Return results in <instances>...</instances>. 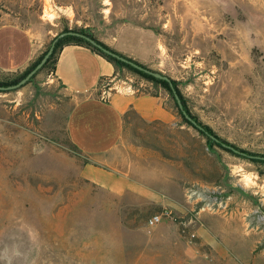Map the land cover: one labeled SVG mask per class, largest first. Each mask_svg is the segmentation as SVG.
<instances>
[{
  "label": "rangeland",
  "instance_id": "rangeland-1",
  "mask_svg": "<svg viewBox=\"0 0 264 264\" xmlns=\"http://www.w3.org/2000/svg\"><path fill=\"white\" fill-rule=\"evenodd\" d=\"M1 24L42 37V53L62 32L100 41L123 24L151 31L152 63L122 55L175 81L221 142L264 157V0H0ZM137 39L122 40L151 54L154 40ZM59 48L30 81L0 91V264H264V160L215 143L183 122L167 88L117 68L111 91L161 93L176 113L170 126L127 121L122 156L161 162L183 192L180 211L148 226L159 210L120 209L85 177L96 162L67 138L72 101L53 77ZM23 71H0V82Z\"/></svg>",
  "mask_w": 264,
  "mask_h": 264
},
{
  "label": "crops",
  "instance_id": "crops-1",
  "mask_svg": "<svg viewBox=\"0 0 264 264\" xmlns=\"http://www.w3.org/2000/svg\"><path fill=\"white\" fill-rule=\"evenodd\" d=\"M144 34L154 40L151 54L125 47L123 40L137 37L140 43ZM102 37L101 42L141 63L148 65L156 58L159 39L140 26L123 24L114 33L107 31ZM45 43L42 37L38 39L20 25L1 24L0 71L25 70L42 53ZM116 73L114 63L92 48L71 42L59 48L53 77L72 101L66 119L67 138L77 151L96 162L86 165L84 175L109 199L120 202L123 207L120 209L126 206L141 211L153 206L159 211L168 208L172 214L180 211L183 192L174 188V181L163 172L161 162L148 165L146 158L131 162L122 156L130 114L139 117L145 125L170 126L176 113L161 93L117 90L104 97L101 83L112 81ZM96 210L99 211V206Z\"/></svg>",
  "mask_w": 264,
  "mask_h": 264
},
{
  "label": "water",
  "instance_id": "water-1",
  "mask_svg": "<svg viewBox=\"0 0 264 264\" xmlns=\"http://www.w3.org/2000/svg\"><path fill=\"white\" fill-rule=\"evenodd\" d=\"M66 36H73V37H78V38H81L83 40H85L86 42H88L91 46H93L94 48H96L97 50H99L100 52H102L103 54L113 58V59H116L122 63H125L129 66H131L132 68L138 70V71H141L147 75H150L152 76L153 78L155 79H158V80H161V81H165L170 90H171V93L173 94V97L176 101V104H177V107L179 109V111L181 112V114L183 115V117L188 121L190 122L194 127H196L198 130L200 131H204V129L202 128V126H200L184 109L183 107V104L181 102V99L179 97V95L177 94L176 92V89L174 87V84L171 80V78H169L167 75H164L160 72H157V71H154V70H151L147 67H145L144 65L142 64H139L131 59H129L128 57H125L113 50H110L108 48H106L105 46H103L102 44L98 43L95 39L91 38L90 36L88 35H85L83 33H80V32H77V31H67V32H62L60 33L59 35H57L51 42V45L49 46L48 50L46 51V53L44 54V56L41 58V60L39 61V63L33 68L31 69L27 75L22 78L19 82H17L16 84L14 85H10V86H6V87H3V86H0V91H9V90H15V89H18L19 87L23 86L25 83H27L36 73L38 70H40L43 65L46 63V61L49 59V57L52 55L53 53V50H54V47L57 43V41L63 37H66ZM209 137L211 139H213L214 141L218 142L221 144L222 147L228 149V150H231L232 152L236 153V154H239V155H242V156H246L248 158H255V159H261V160H264V157L262 156H251L249 154H247L246 152L244 151H241V150H238L236 149L235 147L233 146H230V145H227L225 143H221L219 142V140L217 138H215L214 136L212 135H209Z\"/></svg>",
  "mask_w": 264,
  "mask_h": 264
},
{
  "label": "trees",
  "instance_id": "trees-1",
  "mask_svg": "<svg viewBox=\"0 0 264 264\" xmlns=\"http://www.w3.org/2000/svg\"><path fill=\"white\" fill-rule=\"evenodd\" d=\"M79 32V31H78ZM80 33H83V34H85V35H88V36H90L91 38H93V39H95V37H93L91 34H88V33H85V32H80ZM68 41L67 43H69V42H71V43H75V44H79V45H84V46H87V47H89V48H92L94 51H96L97 53H99V54H101V55H103V56H105L107 59H109L111 62H113L114 63V65L116 66V68H120V67H127V68H129V69H131V70H133V71H135L136 73H138V74H140V75H142L143 77H146V78H148V79H150V80H153V81H155V82H158V83H160L161 85H163L165 88H167V90L169 91V93H170V95L172 96V98H174L173 97V94L171 93V90H170V88H168L169 86H168V84L165 82V81H161V80H158V79H154L152 76H150V75H147V74H145V73H143V72H141V71H138V70H136V69H134V68H132L131 66H129V65H127V64H125V63H122V62H120V61H118V60H116V59H113V58H111V57H109V56H107V55H105V54H103L102 52H100L99 50H97L96 48H94L93 46H91L88 42H86L85 40H83V39H81V38H78V37H73V36H66V37H64V38H61V39H59L58 41H57V43H56V45H55V47H54V50H53V53H52V55L49 57V59L46 61V63L43 65V67L42 68H46L47 66H48V64L52 61V59H53V57H54V54L56 53V50H57V48H59L60 46H62L63 44L62 43H64L65 41ZM98 43H100V44H102L103 46H105L103 43H101L100 41H98L97 39H95ZM65 44V43H64ZM106 47V46H105ZM107 48V47H106ZM48 50V49H47ZM46 50V51H47ZM111 50V49H110ZM46 51L45 52H43L29 67H27L22 73H21V75H19L18 77H16V78H14L13 80H11L10 82H6V83H4V82H0V86H3V87H6V86H10V85H14V84H16L17 82H19L22 78H24L26 75H27V73L31 70V69H33L38 63H39V61L41 60V58L44 56V54L46 53ZM114 51V50H113ZM116 52V51H115ZM118 53V52H117ZM122 55V54H121ZM130 59V58H129ZM132 60V59H131ZM134 61V60H133ZM136 62V61H135ZM55 63H56V60H55ZM55 63H54V66H55ZM138 63V62H137ZM140 64V63H139ZM32 79V78H31ZM30 79V80H31ZM29 80V81H30ZM172 82H173V84H174V87H175V89H176V92H177V94L179 95V97H180V99H181V102H182V104H183V107H184V109H185V111L200 125V126H202V128L204 129V131H200L201 133H204V134H206L208 137H209V135H212V136H214L213 134H211V131L207 128V127H205L204 125H202V124H200L191 114H190V112L188 111V109H187V107H186V105H185V101H184V99H183V97H182V95L180 94V92L178 91V89H177V86H176V82L175 81H173L172 80ZM175 100V99H174ZM176 101H174V104H175V108H176V112L180 115V117L182 118V120H183V122H185V123H187L188 125H191V123L190 122H188L184 117H183V115L181 114V112H179V110L177 109V104L175 103ZM215 138H217L216 136H214ZM210 138V137H209ZM211 139V138H210ZM218 139V138H217ZM211 140H213V139H211ZM219 140V139H218ZM214 141V140H213ZM220 141V140H219ZM215 143H218V142H216V141H214ZM221 142V141H220ZM221 143H225V142H221ZM220 144V143H219ZM225 144H227V143H225ZM221 145V144H220ZM227 145H229V144H227Z\"/></svg>",
  "mask_w": 264,
  "mask_h": 264
},
{
  "label": "built area",
  "instance_id": "built-area-1",
  "mask_svg": "<svg viewBox=\"0 0 264 264\" xmlns=\"http://www.w3.org/2000/svg\"><path fill=\"white\" fill-rule=\"evenodd\" d=\"M111 82H112L111 80H104L101 83V91H102L101 94L104 97H107L112 89L110 84ZM170 214H172V212L168 208H165L150 216L149 219L147 220V225L153 227L156 224H158L163 218L168 217Z\"/></svg>",
  "mask_w": 264,
  "mask_h": 264
}]
</instances>
